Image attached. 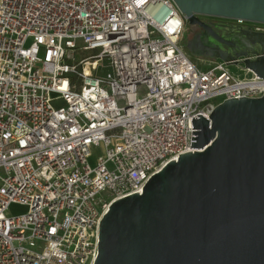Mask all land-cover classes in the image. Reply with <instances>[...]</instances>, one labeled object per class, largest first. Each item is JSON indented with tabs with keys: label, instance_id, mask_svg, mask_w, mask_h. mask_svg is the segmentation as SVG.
I'll return each instance as SVG.
<instances>
[{
	"label": "built area",
	"instance_id": "obj_1",
	"mask_svg": "<svg viewBox=\"0 0 264 264\" xmlns=\"http://www.w3.org/2000/svg\"><path fill=\"white\" fill-rule=\"evenodd\" d=\"M185 25L173 0H0V264H93L110 204L194 152L191 118L263 95L243 58L192 62Z\"/></svg>",
	"mask_w": 264,
	"mask_h": 264
},
{
	"label": "water",
	"instance_id": "obj_2",
	"mask_svg": "<svg viewBox=\"0 0 264 264\" xmlns=\"http://www.w3.org/2000/svg\"><path fill=\"white\" fill-rule=\"evenodd\" d=\"M173 2L203 30L185 44L189 55L228 66L243 58L264 84V33L199 19L264 24V0ZM190 123L194 152L164 165L141 193L110 204L93 264H264V91L225 100Z\"/></svg>",
	"mask_w": 264,
	"mask_h": 264
},
{
	"label": "rangeland",
	"instance_id": "obj_3",
	"mask_svg": "<svg viewBox=\"0 0 264 264\" xmlns=\"http://www.w3.org/2000/svg\"><path fill=\"white\" fill-rule=\"evenodd\" d=\"M192 35V31L190 29V26L186 23L185 29H184V35H183V45H185V42L187 39H189ZM192 62L195 64L199 65L200 68L205 69L206 66L202 61H199L198 58L191 57ZM227 69L229 70L230 73H232L234 76L244 78L246 76V72L243 71V67L241 65H229L227 66ZM110 72V69H106L104 71V75ZM101 155L99 149H94L92 150V157L89 159L88 163L91 167L95 165L96 158ZM26 212V207L24 206H19V205H11L9 209L6 212L7 216H17L24 214Z\"/></svg>",
	"mask_w": 264,
	"mask_h": 264
},
{
	"label": "flooded vegetation",
	"instance_id": "obj_4",
	"mask_svg": "<svg viewBox=\"0 0 264 264\" xmlns=\"http://www.w3.org/2000/svg\"><path fill=\"white\" fill-rule=\"evenodd\" d=\"M199 19L205 23H215V24H227L231 27H234V28H237V27H242L241 25H236L232 22H229V21H224V20H221V19H217V18H202V17H199ZM190 29L192 31V35L189 39H187V41H189L194 35H197V34H202L203 33V30L201 28H199L198 26H190ZM236 30V29H235ZM233 30L231 33H237V31ZM215 32L216 33H219L220 35L222 34L220 31L216 30L215 29ZM187 41L185 42V44L187 43ZM185 47V45H184ZM188 53V52H187ZM189 54V53H188ZM191 56V55H190ZM193 57V56H191Z\"/></svg>",
	"mask_w": 264,
	"mask_h": 264
}]
</instances>
